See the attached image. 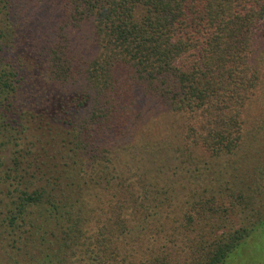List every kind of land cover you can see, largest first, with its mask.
<instances>
[{
  "label": "trees",
  "instance_id": "16d2710c",
  "mask_svg": "<svg viewBox=\"0 0 264 264\" xmlns=\"http://www.w3.org/2000/svg\"><path fill=\"white\" fill-rule=\"evenodd\" d=\"M263 53L264 0H0V264H222L264 220Z\"/></svg>",
  "mask_w": 264,
  "mask_h": 264
},
{
  "label": "rangeland",
  "instance_id": "374dc122",
  "mask_svg": "<svg viewBox=\"0 0 264 264\" xmlns=\"http://www.w3.org/2000/svg\"><path fill=\"white\" fill-rule=\"evenodd\" d=\"M263 66V74L261 79V89L264 97V53L260 55ZM264 101V98H262ZM260 141H264V131L258 134ZM170 162L178 161L174 157H169ZM263 157L258 161H262ZM239 218L237 223H244L246 220ZM222 264H264V220L254 227L252 232L246 237L237 248L230 252L229 256Z\"/></svg>",
  "mask_w": 264,
  "mask_h": 264
}]
</instances>
